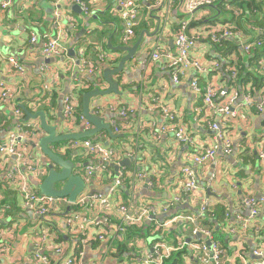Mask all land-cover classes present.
<instances>
[{
	"label": "crops",
	"instance_id": "obj_1",
	"mask_svg": "<svg viewBox=\"0 0 264 264\" xmlns=\"http://www.w3.org/2000/svg\"><path fill=\"white\" fill-rule=\"evenodd\" d=\"M1 1L3 0H0V4ZM11 1L12 5L8 10L0 7V83L12 93L9 100L0 101L1 142L7 139L15 124L13 119L8 120L14 107L23 106L31 114L43 111L50 125L60 124L61 120L57 117L58 108L47 111L44 110L43 105L51 103L50 95L54 92L59 93L60 101L69 90L75 76L83 83H91V77L80 75L78 71L77 59L81 50L84 57L94 63L98 62L96 58L98 54L105 56L103 62L98 65V79L94 80V87L91 89L105 90L108 84L103 80V71L116 68L126 55L118 49L132 47L142 37L134 57L125 64L120 74L111 78L117 83L121 95L110 94L92 98L90 101V110L100 117L103 123L110 124L114 121L121 128L120 133H113L117 135L115 137H110L107 132L102 131L92 139L112 149L116 159L121 163L128 160V155H134L137 151L143 167L147 169V179L155 182L152 192L139 193L142 204H154L160 207L174 195H179L182 188L181 168L192 165V155L214 142L213 132L206 125L210 112L204 107L202 95H195L192 92L191 81L196 79L202 90L209 86L222 89L226 97L231 92L228 87V68L232 65H245L249 66L253 73L259 72L262 80L257 92L253 88L251 90L248 84L244 89H240L241 93L250 92L254 103H260L261 98L264 97V68L258 62L251 67L248 62L251 55L243 51V45L258 39L257 30L264 27V0H257L254 7L251 6L246 10L227 7L220 21L213 25L190 27L188 34L196 37L190 56L200 64L202 70H186L178 83L172 81L166 67L167 62L163 58L153 62L150 54L156 44L163 47V51L175 52L174 41L179 22L185 17L187 0L138 2L135 34L127 44L122 42L123 26L118 0H88V14L82 11L78 14L72 9L76 4L60 0ZM197 11L199 12L196 13ZM197 11L193 13L192 18L199 19L211 14L208 9ZM231 11L236 16L233 22L230 20ZM71 24L74 26L70 27ZM211 27L227 28L232 34L223 40L219 49H216L215 44L211 42L208 33ZM32 35L36 37L34 42L31 40ZM44 35L56 40L62 49L61 54L51 58L53 60L49 64L45 61L50 59H44L42 55L43 46L47 42ZM70 51H73L74 57ZM9 58H14L23 67V73L12 68L8 62ZM46 87L48 90H45ZM82 95L80 91L78 93L80 114H82ZM155 103L175 115V121L191 134L192 144L177 143L170 131L160 133V129L166 126L168 121L160 111L151 108ZM240 103H242L241 99L237 104ZM57 104L59 105L58 102ZM128 108L137 109L136 114L120 119L119 111ZM195 109L198 110L197 113H194ZM3 121L7 124H3ZM27 122L39 125L38 120ZM151 124L152 128L149 127ZM82 125V122L69 125L63 123L62 128H57V133L60 134L62 131L72 134L81 133ZM221 129L232 143V153L224 155L219 151L213 163L198 167L196 174L200 188L197 192L191 196L184 195L183 205L166 214H159L154 219L166 220L179 211L195 213L205 199L214 206L221 204L228 214L225 225L219 230L225 245L217 241L223 250L221 264H243L239 259L240 255L245 261L252 262L257 259L254 252L260 250L264 257V205L259 208V215L249 231L242 233V224L233 220V215L247 216V212L240 206L243 197L253 196L264 200V161L258 158V152L264 150V105L262 112H258L254 107L244 108L235 105L231 116L226 117ZM103 134L108 139H104ZM155 135H159V139H156ZM111 141L116 142L114 147ZM64 143L65 146H62ZM67 145L68 141L55 144L52 152L72 163L76 160L82 168L91 164L86 151H70ZM27 150L35 157L36 171L29 172L24 166L20 168L26 174L31 188L39 192L38 185L48 173L42 164L52 162L45 159L41 151L38 148L34 149L32 145H28ZM17 164L13 158L5 160L0 157V237L6 244V251L0 264H38L34 255L38 250L37 239L45 230L43 227L45 224L23 208L15 186L5 180L6 174ZM55 170L60 172L61 168L57 166ZM111 172H114V168ZM57 184H60V188L56 187V189H61L63 184ZM109 187L108 175L102 173L95 177L86 194L90 192V194L109 196L113 205L109 218L117 223L119 213L115 205L120 200L126 202L127 193L118 191L110 195ZM186 205L188 207H185ZM63 209L66 211V208ZM65 211L57 212L52 217V221L53 218H62L61 222H53L56 228L60 229L61 236L55 237L54 241H50L48 247L43 250V254L48 257L51 264H62L70 256L69 247L75 239L64 230V217L61 215ZM80 213L89 221L103 217L98 206L92 208L84 206V209H80ZM148 223L150 222L146 221L144 224ZM104 230V226L90 224L84 232L76 235L80 236L77 237L78 239L90 241V246L85 249L80 264H89L93 261H98L99 264H139L135 256L151 253L152 246L156 242L175 245V237H184L186 242H190L189 245L196 241L190 236L189 231L178 234L176 229L173 233L170 230L153 234L149 232L146 237L135 238V252L128 247V253L117 256L114 255L117 253L116 242L108 250L109 245L91 240ZM31 231L35 233H30ZM156 237L161 239L158 240ZM58 247L62 248L60 253L56 252ZM184 250L185 254L180 264H204L198 260L200 253L193 252L189 246ZM174 255L176 254L171 258Z\"/></svg>",
	"mask_w": 264,
	"mask_h": 264
},
{
	"label": "built area",
	"instance_id": "obj_2",
	"mask_svg": "<svg viewBox=\"0 0 264 264\" xmlns=\"http://www.w3.org/2000/svg\"><path fill=\"white\" fill-rule=\"evenodd\" d=\"M63 2H71L80 6L82 13L88 14V0H60ZM141 0H118V7L120 8L123 26L122 42L123 44L129 43L134 37V26L138 17V2ZM215 0H187L185 4V17L179 22L178 33L175 37L174 48L175 52L163 51V47L155 45L151 49L150 59L156 62L163 58L167 63L166 67L169 70V74L174 83L179 82V78L188 69L194 71H201V66L197 61L191 59L190 51L194 47L196 37L189 35V25L193 17V13L199 9H207L213 5ZM11 0L1 1L0 7L3 10H8L12 5ZM74 26L73 24L70 27ZM211 42L213 44L220 40L229 38L232 34L227 28L211 27L209 30ZM258 39L243 45V51L247 55H252V52L256 49H260L264 45V28L258 29ZM47 40L42 49V55L44 59H51L61 54L58 43L54 39H50L48 35H44ZM32 42L36 41V37L32 35ZM103 54H98V62L94 63L84 57V53L81 50L77 59V67L80 75H88L93 79L97 78L99 72V63L104 60ZM9 64L13 69L20 73H23V67L15 61L14 58L8 59ZM258 64L264 68V58L258 60ZM227 77L230 80L231 86L229 87L231 92L224 97L222 89L209 86L205 90L199 87L196 79L191 81L190 88L195 95H202V100L205 109L210 112L209 118L206 120V125L209 130L213 132V144L209 147L201 149L192 155L193 164L185 165L181 168L180 176L182 178V188L179 195H174L168 202L164 203L160 207L154 204H142L139 199V193L141 191H150L155 187L153 180L147 179V169L143 167L141 157L137 151L134 155H128L133 165L130 167L121 166L115 153L112 149L103 146L98 140L92 138H85L81 140L68 141V150H81L86 151V154L90 157L91 164L85 165L83 168L73 173L81 177L85 184L84 191L75 199L72 203L67 197L64 198H52L47 197L40 192L33 190L27 180L26 174L23 172L20 166H24L27 171H36V162L33 154L28 152V145L37 144L41 138L45 136L44 131L38 124H32L31 122L24 121V112L20 108L12 110L8 120H14V126L10 130L8 137L5 141H0V157L7 160L13 158L18 164L13 167L5 177V180L15 186L19 193V197L22 200L23 208L32 213L39 222H43L45 225L44 231L40 235L38 241V250L34 255V258L38 261V264H51L48 257L43 254L44 248L48 247L50 241H54L55 237L61 236L59 234L60 229L56 228L52 222V217L57 212L63 213L65 209L70 207V211L64 217V230L75 237L74 242L70 249V256L65 259L62 264H80V260L84 255L86 248L90 246V241L76 236L81 232H84L88 225L104 226L105 230L91 240H97L103 242L108 246V250L115 242H123L126 234V229L132 226H141L146 221L153 222L154 232H163L167 230H175L184 233L189 231L190 236L196 240L190 245L185 241L184 237H175V245L162 244L156 242L152 247L151 253L141 256L138 254L135 259L139 264H165V262L171 258V256L177 252L183 251L185 247L195 252L200 253L198 260L204 264H221L223 250L221 245L213 237L212 231L207 227L200 225V218L208 212V209L214 206L208 199L202 201L195 213L177 212L174 216L157 221L153 217L159 214H166L173 211L183 205V196H191L197 192L200 188L196 169L198 167L213 163L217 152H222L224 155H230L233 151L232 143L226 136L221 126L224 124L226 117L231 116L235 105L238 107L250 108L254 107L258 112L263 111L264 97L261 98L260 103H254L250 92L241 93L240 88L236 84L237 81V69L236 66L228 68ZM90 87L89 83H83L75 76L72 80V84L69 90L61 99L62 105V121L59 127L62 128L63 123L77 124L82 122V131H89L93 129L92 125L83 117L79 112L78 93L87 90ZM48 90V87L45 88ZM102 90V89H101ZM12 93L3 84L0 83V101L9 100ZM224 97V98H223ZM222 98V100L220 99ZM242 103L237 104L239 100ZM217 100L219 102L217 103ZM114 110L113 107H110ZM153 110L161 112L163 117L168 121V124L160 129V133H166L170 131L177 143L181 145H190L193 142L190 133L175 121V115L168 109L159 106L158 104L151 105ZM140 109V107L138 108ZM137 109H122L118 113L120 119H126L130 115L136 114ZM198 110L195 109L194 113ZM112 130V133L118 134L121 132L120 126L116 122L107 123ZM150 128L153 127L149 126ZM124 128V127H122ZM63 134H72L71 132L62 131ZM98 135V134H97ZM96 136V135H95ZM94 136V137H95ZM93 137V138H94ZM156 139H159V135H155ZM258 158L264 161V150L258 152ZM131 163V164H132ZM116 167L117 171L111 172V169ZM106 173L110 180V187L108 193L113 195L118 191H125L127 193V201L121 200L115 205V209L119 213V221L114 223L109 218L110 212L113 209V205L110 202L109 196H102L100 194H86L88 187L93 184L97 175ZM127 185V189L125 188ZM264 205L263 199H257L253 196H245L241 199V209L247 212V216L233 215V220L239 221L242 224V233L252 229V223L259 215V208ZM84 206L90 208L98 206L103 213V217L93 221H90L80 213V209ZM63 217V216H62ZM153 218V219H152ZM227 220L228 214L225 215ZM232 220V221H233ZM75 235V236H74ZM199 237V239H196ZM156 239H161L156 237ZM80 242V243H79ZM6 251V244L3 243L0 237V262ZM61 247H58L56 252L60 253ZM257 257L255 261L247 262L240 255L239 259L243 264H264V257L260 250L254 252ZM89 264H99L98 261L90 262Z\"/></svg>",
	"mask_w": 264,
	"mask_h": 264
},
{
	"label": "water",
	"instance_id": "obj_3",
	"mask_svg": "<svg viewBox=\"0 0 264 264\" xmlns=\"http://www.w3.org/2000/svg\"><path fill=\"white\" fill-rule=\"evenodd\" d=\"M73 11L78 14H81V9L79 5L73 6ZM142 37L132 47H120L118 50L123 51L126 55L120 60L119 65L114 69H106L102 73L103 80L108 84V88L101 90L100 88H95L91 91H88L82 95V115L85 119L92 125L93 129L76 134H63L57 133V128L59 124L50 125L47 122L46 115L43 111H38L35 114L29 113L23 106L20 108L24 112V121L29 120H38L40 128L44 131L45 136L39 140L37 144H33V148H38L41 151L43 157L52 163L42 164L47 170V176L45 179L38 185V190L40 194L52 197V198H64L67 197L68 200L72 203L75 202V199L84 191L85 184L80 176L73 173L74 164L71 161L64 160L59 156L55 155L52 152L53 145L71 141V140H81L85 138H93L95 135L99 134L102 131L107 132L110 137H115L109 125L103 123L102 119L92 113L90 110V101L95 97H105L110 94L121 95L118 91L117 83L111 79L112 77L120 74L123 71L125 64L134 57L136 50L138 49ZM73 55V51H70ZM74 57V55H73ZM53 59L46 60L45 63L49 64ZM90 82L93 83V79H90ZM57 117L62 121V105L61 99L58 105ZM54 165L61 168V171L58 172L54 169ZM121 166L130 167L131 161L124 160ZM114 170L117 171V168L114 167ZM62 183L61 189H56V184ZM185 207H188L187 205ZM70 211L68 207L65 213L61 216L65 217ZM155 218V217H153ZM152 218V219H153Z\"/></svg>",
	"mask_w": 264,
	"mask_h": 264
},
{
	"label": "trees",
	"instance_id": "obj_4",
	"mask_svg": "<svg viewBox=\"0 0 264 264\" xmlns=\"http://www.w3.org/2000/svg\"><path fill=\"white\" fill-rule=\"evenodd\" d=\"M256 2L257 0H217L213 5L207 7V9L210 11L211 14L199 19L192 18L189 28L195 25H203V26L213 25V23L220 21L219 19L226 12L227 7H231L232 9H238V10H246V9H250L251 6L254 7ZM198 12L199 11H197L196 13ZM229 14H230V20L233 22L236 19V16H234L232 11ZM222 42L223 40H220L217 43H215V48L219 49L220 44ZM262 58H264V45L262 48L256 49L252 52L251 58L248 60L249 65L251 67H254L256 65V62H258V60ZM248 67H246L245 65L236 66L237 69L236 84L240 89H244L248 84H250L251 90L253 88V90L257 92L261 87L262 76L260 75L259 72L253 73L254 71H252L251 68ZM93 83H89L90 87L87 90L82 91L81 95L85 92L91 91V89L94 87ZM230 86L231 83L229 80L228 87ZM50 100L51 103L49 105L46 104L43 105L44 110L49 111L50 109L55 110L58 108L57 102L59 103V93L57 92L52 93L50 95ZM2 123L7 124V122L5 121H3ZM125 188L127 189V185H125ZM226 214H227V210L225 209V207L222 206L221 204H217L209 208L208 212H206V214L200 218V225L203 227H207L209 230H211L213 237L215 238L216 241L219 240L222 242L221 240L222 236L220 235L219 230L221 227L225 225ZM153 226L154 223L151 221L150 223L143 224L139 227L132 226L130 228H127L126 234L124 236V241L115 243L117 247L116 249L117 253L114 255L120 256L125 253H128L129 251L128 247H130V249L133 250V252H135V247H134L135 238L140 239L142 237H146V235L153 229ZM173 231L174 230H172L171 233H173ZM176 233L178 234V231H176ZM223 245H225V243H223ZM175 254L176 255H174L170 260H167L165 264H180L182 256L185 254V250L182 252H177Z\"/></svg>",
	"mask_w": 264,
	"mask_h": 264
},
{
	"label": "rangeland",
	"instance_id": "obj_5",
	"mask_svg": "<svg viewBox=\"0 0 264 264\" xmlns=\"http://www.w3.org/2000/svg\"><path fill=\"white\" fill-rule=\"evenodd\" d=\"M130 44H131V43H130ZM103 137H104V139H108L107 136H106L105 134H103ZM111 143H112V145H113V147H114L116 142L111 141ZM65 144H66V143H64V145H62V146H65ZM73 164H74V170H75V171H78V170L80 169V167H81V166L79 165V162H77L76 160H74V163H73ZM56 167H57V166H55L54 168L56 169ZM55 186H56L57 188H60V184H56ZM60 219H61V221H62V218H53V221H52V222H54V223H56V222H61ZM30 233H35V231H31Z\"/></svg>",
	"mask_w": 264,
	"mask_h": 264
}]
</instances>
